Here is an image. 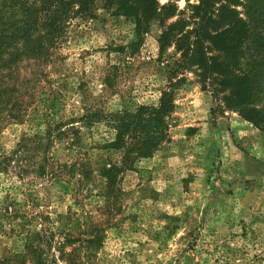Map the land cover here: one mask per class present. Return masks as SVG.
Returning a JSON list of instances; mask_svg holds the SVG:
<instances>
[{"label": "rangeland", "instance_id": "374dc122", "mask_svg": "<svg viewBox=\"0 0 264 264\" xmlns=\"http://www.w3.org/2000/svg\"><path fill=\"white\" fill-rule=\"evenodd\" d=\"M156 2L140 27L105 0L64 24L28 116L0 133V264L28 237L47 242L50 264H65L57 248L82 255L95 226L101 232L87 264H264V123L245 120L250 107L220 83L213 45L196 46L198 0ZM257 2L254 39L264 37V0ZM222 3L214 1L212 19ZM229 9L247 20L242 7ZM215 20L209 35L220 28ZM27 62L19 75L29 78ZM170 82L169 140L137 172L124 173L119 209L109 217L99 171L119 162L103 148L114 132L75 121L86 109L156 105ZM253 108L264 121V95ZM60 125L70 132L46 156L26 140L49 126L58 134ZM50 165L53 177L39 178L37 168Z\"/></svg>", "mask_w": 264, "mask_h": 264}, {"label": "trees", "instance_id": "16d2710c", "mask_svg": "<svg viewBox=\"0 0 264 264\" xmlns=\"http://www.w3.org/2000/svg\"><path fill=\"white\" fill-rule=\"evenodd\" d=\"M105 1L114 2L121 12L133 15L139 27L159 9L156 0ZM214 1L198 0L195 9L200 17L195 44L203 45V40H206L213 45L221 61L222 70L218 72L221 76L220 83L229 88L231 96L240 103H245V107H250L247 111H252L249 114L251 117L243 114V118L261 127L264 121H261V113L253 105L257 97L264 95V37L256 36L254 39L251 33L254 18L259 16L255 10L258 2L224 0L215 20L212 19L213 13H209ZM29 2L30 0H0V133L8 124L22 123L28 116V108L38 96L37 87L43 75L42 67L49 63L53 49L63 33L64 24L71 15L84 12L94 0ZM231 6L242 7L247 20L236 10L229 9ZM213 20L215 23L220 22V28L214 31V35H209L208 24ZM22 61H28L24 67L32 68L29 78L25 74L19 75V71L25 69L19 68ZM206 67L208 69L207 63ZM210 67L218 71L213 63ZM172 85L170 82L161 92L156 105H139L132 110L122 108L113 112L86 109L75 121L83 126L103 124L114 132L112 141L103 148L117 152L119 162L111 163L99 171L104 180L103 213L109 217L119 209L118 203L123 196L120 184L124 173L137 172L138 164L151 159L169 140L167 119L174 110L170 90ZM53 129L49 126L44 134H34L26 140L35 145L34 150H42L46 156L53 143L62 140L70 132L61 131V125L56 130L58 134H54ZM20 148L27 149L26 143ZM70 168L75 169V166L71 165ZM36 173L39 178H46L48 175L53 177L52 165L47 170L45 166H40ZM95 227L92 235L94 231L97 234L101 232L98 226ZM97 234L86 241L88 245L82 255L75 254V248L69 253L64 252L62 247L57 248L60 259L65 264H87L86 261L93 256V248L98 245ZM46 244L41 238L37 241L34 237H28L22 245L21 253L6 261L2 260L4 262L1 264H50L51 259L44 247Z\"/></svg>", "mask_w": 264, "mask_h": 264}]
</instances>
